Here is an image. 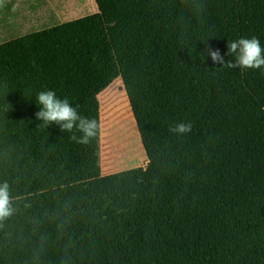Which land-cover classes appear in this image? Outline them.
Returning a JSON list of instances; mask_svg holds the SVG:
<instances>
[{
	"label": "trees",
	"instance_id": "obj_1",
	"mask_svg": "<svg viewBox=\"0 0 264 264\" xmlns=\"http://www.w3.org/2000/svg\"><path fill=\"white\" fill-rule=\"evenodd\" d=\"M237 5L264 48V0ZM242 72L204 78L191 131L149 164L103 175L99 95L120 76L103 14L0 45V264H264V68ZM44 90L96 120L89 143L40 127Z\"/></svg>",
	"mask_w": 264,
	"mask_h": 264
},
{
	"label": "rangeland",
	"instance_id": "obj_2",
	"mask_svg": "<svg viewBox=\"0 0 264 264\" xmlns=\"http://www.w3.org/2000/svg\"><path fill=\"white\" fill-rule=\"evenodd\" d=\"M16 5L3 2L0 13ZM72 11L103 14L120 66L99 95L103 175L142 166L157 152L201 106L204 78L218 90L243 81L242 70L220 68L205 52L207 44L234 59L227 44L239 39L237 0H78Z\"/></svg>",
	"mask_w": 264,
	"mask_h": 264
},
{
	"label": "clouds",
	"instance_id": "obj_3",
	"mask_svg": "<svg viewBox=\"0 0 264 264\" xmlns=\"http://www.w3.org/2000/svg\"><path fill=\"white\" fill-rule=\"evenodd\" d=\"M2 4L3 0H0V5ZM205 45V52L212 61L223 65L220 68L240 70L264 68V48L261 47L260 41L256 37L240 38L228 42L227 55L234 57L228 61H225L219 50H212L207 44ZM36 103L39 106V111L35 113V117L41 122L40 127L58 125L61 132L71 134L69 139L81 144H87L95 137L96 120L83 116L67 97L60 98L54 90H44L37 93ZM170 131L184 134L191 131V124L177 123ZM76 132L81 135L77 136ZM12 212L9 185L5 182L0 185V220L9 217Z\"/></svg>",
	"mask_w": 264,
	"mask_h": 264
},
{
	"label": "crops",
	"instance_id": "obj_4",
	"mask_svg": "<svg viewBox=\"0 0 264 264\" xmlns=\"http://www.w3.org/2000/svg\"><path fill=\"white\" fill-rule=\"evenodd\" d=\"M75 1L78 0H17L14 11L0 13V45L80 18L72 11ZM149 158L142 166L149 163Z\"/></svg>",
	"mask_w": 264,
	"mask_h": 264
},
{
	"label": "water",
	"instance_id": "obj_5",
	"mask_svg": "<svg viewBox=\"0 0 264 264\" xmlns=\"http://www.w3.org/2000/svg\"><path fill=\"white\" fill-rule=\"evenodd\" d=\"M150 162V161H149ZM149 164V163H148Z\"/></svg>",
	"mask_w": 264,
	"mask_h": 264
}]
</instances>
